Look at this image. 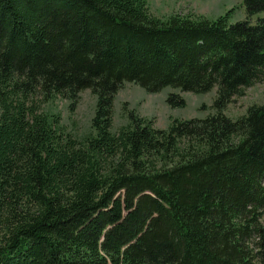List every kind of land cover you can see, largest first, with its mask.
Masks as SVG:
<instances>
[{"label": "trees", "instance_id": "obj_1", "mask_svg": "<svg viewBox=\"0 0 264 264\" xmlns=\"http://www.w3.org/2000/svg\"><path fill=\"white\" fill-rule=\"evenodd\" d=\"M240 1L230 23L147 0H0V264H264V103L223 112L264 79V0ZM125 83L214 88L215 111L166 128L130 112L113 131ZM83 89L95 107L75 140L38 103Z\"/></svg>", "mask_w": 264, "mask_h": 264}, {"label": "rangeland", "instance_id": "obj_2", "mask_svg": "<svg viewBox=\"0 0 264 264\" xmlns=\"http://www.w3.org/2000/svg\"><path fill=\"white\" fill-rule=\"evenodd\" d=\"M147 11L152 16L165 18L171 14L181 16H204L215 19L229 12L230 23L246 19V10L240 0H147ZM256 16L250 18L251 22ZM169 94H178L185 100L183 107H172L167 103ZM215 89L206 93L181 92L171 87L164 88L157 93H148L142 87L133 83H125L116 93L113 103V131L126 125L130 119V112L143 118L154 119L157 128H166L170 119L205 118L215 110L212 108L215 99ZM264 103V79L247 87L242 96L234 99L223 108L224 114L237 119L244 115L250 105ZM41 110L60 115L61 125L65 133L72 139H82L87 136L91 127V118L95 107V96L89 89L79 93L78 100L72 103L69 99L57 97L53 101L39 102ZM264 220V215L263 219ZM264 227V221H262ZM264 260V249L257 246Z\"/></svg>", "mask_w": 264, "mask_h": 264}]
</instances>
